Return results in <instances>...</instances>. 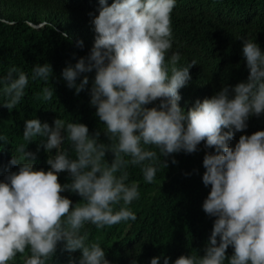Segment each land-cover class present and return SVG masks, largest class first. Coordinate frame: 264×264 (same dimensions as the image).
Returning <instances> with one entry per match:
<instances>
[{
    "label": "clouds",
    "instance_id": "9594fccd",
    "mask_svg": "<svg viewBox=\"0 0 264 264\" xmlns=\"http://www.w3.org/2000/svg\"><path fill=\"white\" fill-rule=\"evenodd\" d=\"M176 4L99 0L98 15L89 13L94 45L62 70V78L77 95L89 90L90 105L110 143L100 142L101 132L90 134L83 123L60 118L54 126L38 118L24 122L25 143L10 161L18 171L0 172V264H16L18 256L23 264H54L61 246L70 254L67 264H111L101 244L90 241L86 226L104 229L137 220L130 205L140 198L139 184L128 183L129 166L140 167L144 181L152 184L161 162L168 168L167 158L176 164L175 154L196 153L202 142L215 150L205 154L202 176L210 186L202 208L215 218L214 226L203 255H181L174 264H264V130L230 143L236 132L247 129L250 117L264 115V50L256 40L241 39L247 80L197 99L185 112L180 90L192 80L198 61L179 67L181 54L172 51ZM61 36L73 39L68 32ZM76 43L84 47L82 40ZM91 73L89 89L85 74ZM52 77L49 63L34 65L31 77L9 68L0 76V106L15 109L30 79L47 83ZM54 95L53 87H44L39 98L51 102ZM0 142L10 143L3 134ZM33 142H38L37 152L27 150ZM41 148L49 156L47 171L36 168ZM109 152L111 163L105 159ZM62 172L71 183L59 182ZM65 192L79 195L81 202L73 206ZM77 251L79 257L71 255ZM170 261L161 254L150 264Z\"/></svg>",
    "mask_w": 264,
    "mask_h": 264
},
{
    "label": "trees",
    "instance_id": "16d2710c",
    "mask_svg": "<svg viewBox=\"0 0 264 264\" xmlns=\"http://www.w3.org/2000/svg\"><path fill=\"white\" fill-rule=\"evenodd\" d=\"M113 2L109 0V5ZM98 9L99 0H0V76L13 66L29 77L37 63L53 67V77L47 83L30 79L23 101L15 109L0 106V134L10 141L0 146V172L18 171L10 161L18 155V145L25 143L24 122L28 119L38 118L50 126L57 118L83 123L90 134L101 132L100 142L110 143L103 132L105 126L90 105L89 90L77 95L62 78V70L87 56L93 47L95 32L89 13L98 15ZM172 28V51L181 54L178 66L198 61L191 69L192 80L180 90L179 105L186 112L197 99L211 98L226 85L234 87L247 80L249 70L241 39L256 40L264 50V0H177ZM63 32H68L72 41L63 39ZM80 40L83 48L77 46ZM85 75L90 78V89L94 73ZM44 87L55 90L51 102L39 98ZM247 123V129L236 132L231 144L238 142L241 135L264 130V115L250 117ZM37 147L38 142H33L27 150L37 152ZM200 149L193 154H175L176 164L171 163L172 157L167 158L168 168L161 162L152 184L144 181L140 167L129 166L128 183L139 184L140 198L130 205L137 220L104 229L86 226L90 241L101 244L111 264H150L153 257L161 254L171 257L170 264H174L181 255H203L215 219L202 208L210 193V186L202 182L203 159L215 150L206 148L203 142ZM37 157L36 168L47 171L48 153L41 148ZM113 158L111 152L106 154L109 163ZM58 179L62 185L71 183L67 172L60 173ZM62 195L71 199L73 206L82 199L72 192ZM232 252L230 247L227 254L231 256ZM69 255L61 246L54 264H67ZM71 255L79 257L81 253ZM16 264H23L21 257H17Z\"/></svg>",
    "mask_w": 264,
    "mask_h": 264
}]
</instances>
